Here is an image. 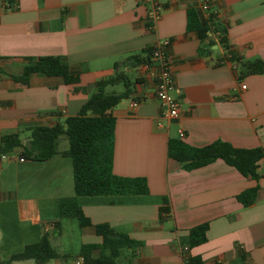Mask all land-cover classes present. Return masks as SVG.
Segmentation results:
<instances>
[{
  "label": "crops",
  "instance_id": "1",
  "mask_svg": "<svg viewBox=\"0 0 264 264\" xmlns=\"http://www.w3.org/2000/svg\"><path fill=\"white\" fill-rule=\"evenodd\" d=\"M159 1L161 17L150 31L141 0H15L12 7L0 0V55L5 56L0 59V136L75 114L94 82L114 73V63L120 62L133 91L112 108V170L144 176L149 193L78 195L85 215L142 241L134 254L123 251L120 264H180L181 237L203 222L208 223L206 241L188 250L202 264H264V156L255 179L221 158L185 169L166 150L168 138L179 137L180 130L193 145L219 138L235 146H264V74L240 72L219 44L201 50L197 34L186 29L189 6L207 15L198 0ZM207 2L228 25L231 51L264 60V0ZM161 38L169 39L172 93L181 101L174 118L162 114L149 68L126 65L128 55L144 54ZM48 54L63 57L80 73L79 82L67 84L61 76L42 73L31 74L26 83L11 77L22 71L26 57ZM20 156L15 148L0 157V259L44 232L61 254L75 255L83 243L100 242L101 236L81 227L76 217L57 215V201L75 194L70 157L58 153L39 161ZM252 186H258L256 199L243 205L237 194ZM163 196L168 212L161 219ZM52 259L72 264L74 258L58 256L43 264Z\"/></svg>",
  "mask_w": 264,
  "mask_h": 264
},
{
  "label": "trees",
  "instance_id": "2",
  "mask_svg": "<svg viewBox=\"0 0 264 264\" xmlns=\"http://www.w3.org/2000/svg\"><path fill=\"white\" fill-rule=\"evenodd\" d=\"M7 6L15 5V0H4ZM199 9V8H198ZM207 15L200 16L197 8L189 6L186 14V29L193 30L202 42L201 50H209L213 43L219 44L228 58L239 64L240 72L244 74L263 73L264 60L252 59L235 55L230 49L228 40V25L216 17L213 10L207 8ZM208 39V41H206ZM142 53H132L126 58V65H138L148 62L151 47ZM5 56L0 55V59ZM27 62L18 74H11L14 80L28 82L33 73L50 76H61L65 83L75 84L80 80V73L70 68L68 63L59 55H39L26 57ZM120 62L114 63V73L96 80L89 97L82 103L75 114L67 115L62 121L51 125L35 124L28 127L30 134L25 142L19 132L5 133L0 136V157L19 148L23 158L46 160L54 154L70 157L72 162L73 196L62 197L57 201V215L74 216L81 227H90L101 236L97 243H83L75 255L60 253L50 242L49 233L44 232L35 240L26 242L20 248L0 259V264H13L14 261L32 259L35 264H43L58 256L75 259L82 256L81 264H120L124 250L129 255L142 244L125 232L114 230L109 223H93L85 215L78 195L101 194H147L148 184L144 176H126L113 172L114 129L116 117L112 108L122 99L130 96L133 91V81L123 70ZM121 83V91H107V85ZM76 88V87H75ZM133 99H138L133 96ZM66 140L67 145L62 146ZM167 155L176 159L183 168L191 169L207 164L217 158L234 166L244 176L259 178L258 161L264 156V146H235L227 140L214 139L204 145H193L179 137H169L167 140ZM258 186L246 188L237 194L243 205H249L256 199ZM159 216L162 219L168 212V199L161 198ZM59 226V221L56 222ZM208 223L203 222L190 227L187 234L180 239L181 245L189 248L206 241ZM110 233L119 234L118 237ZM97 250V253L95 251ZM191 264H202L198 255H189Z\"/></svg>",
  "mask_w": 264,
  "mask_h": 264
},
{
  "label": "built area",
  "instance_id": "3",
  "mask_svg": "<svg viewBox=\"0 0 264 264\" xmlns=\"http://www.w3.org/2000/svg\"><path fill=\"white\" fill-rule=\"evenodd\" d=\"M146 6L145 14V26L146 29L153 31L156 29L158 20L161 17V12L163 10V4L159 0H141ZM201 9L206 10L209 8L207 0H198ZM169 42L167 38L157 39L156 43L151 47L150 59L148 62L143 63L149 68L150 75L154 78L155 83V95L158 98L161 106L162 114L169 118H174L179 115L180 112V99L172 93L174 88L171 62L166 54V46ZM246 84L242 83L241 88H245ZM136 100L132 103L136 104ZM183 131H179V136H183ZM6 156L2 154L1 157ZM20 159H23L20 156ZM179 250L182 256V261L180 264H191L189 262L187 245L179 244ZM82 256H78L73 259L72 264H81Z\"/></svg>",
  "mask_w": 264,
  "mask_h": 264
},
{
  "label": "rangeland",
  "instance_id": "4",
  "mask_svg": "<svg viewBox=\"0 0 264 264\" xmlns=\"http://www.w3.org/2000/svg\"><path fill=\"white\" fill-rule=\"evenodd\" d=\"M123 89V85L121 83H117V84H114V85H107L106 86V90L107 91H110V90H116V91H121ZM30 134V131L29 130H23L20 132V137L22 139H26L28 138ZM75 219V218H74ZM69 233V232H68ZM50 236H52V234H50ZM66 238H68V236H66ZM54 259H52L51 261H49L47 264H54Z\"/></svg>",
  "mask_w": 264,
  "mask_h": 264
},
{
  "label": "water",
  "instance_id": "5",
  "mask_svg": "<svg viewBox=\"0 0 264 264\" xmlns=\"http://www.w3.org/2000/svg\"><path fill=\"white\" fill-rule=\"evenodd\" d=\"M110 235L114 236V237H118L119 236V234H117V233H110Z\"/></svg>",
  "mask_w": 264,
  "mask_h": 264
}]
</instances>
